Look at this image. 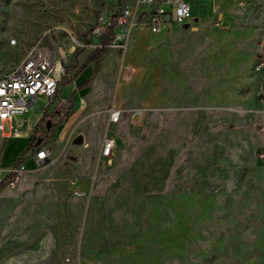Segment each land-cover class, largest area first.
<instances>
[{
  "label": "rangeland",
  "instance_id": "1",
  "mask_svg": "<svg viewBox=\"0 0 264 264\" xmlns=\"http://www.w3.org/2000/svg\"><path fill=\"white\" fill-rule=\"evenodd\" d=\"M186 1L202 22L137 29L75 77L116 0H0V75L38 42L67 55L53 104L37 96L15 121L28 132L45 117L32 155L51 160L0 264H264V0Z\"/></svg>",
  "mask_w": 264,
  "mask_h": 264
},
{
  "label": "built area",
  "instance_id": "2",
  "mask_svg": "<svg viewBox=\"0 0 264 264\" xmlns=\"http://www.w3.org/2000/svg\"><path fill=\"white\" fill-rule=\"evenodd\" d=\"M116 2L117 10L114 15L98 21L96 33L100 37L112 22L116 25L115 31L119 32L116 33L115 39L128 40L133 32L141 27L148 28L153 34H160L174 25L184 26L194 21L192 7L186 0H116ZM239 5L242 10L247 8L243 0ZM66 59L65 52L57 53L50 45L38 42L25 52L14 69L0 75V131L4 129V123L10 121L12 131L18 135L19 132L15 131V121H22L21 117L29 111L37 96H44L53 104L61 92V82L66 76ZM254 70L262 77L257 98L264 105V36L258 42ZM122 113L116 104L110 106L109 127L120 122ZM115 148V138L106 136L101 147V159H110ZM261 157H264V154ZM24 158L26 157L17 160L7 169L0 167V190L16 187L18 181L28 173ZM46 159L50 162L49 152L43 151L36 155L37 166L48 165Z\"/></svg>",
  "mask_w": 264,
  "mask_h": 264
},
{
  "label": "crops",
  "instance_id": "3",
  "mask_svg": "<svg viewBox=\"0 0 264 264\" xmlns=\"http://www.w3.org/2000/svg\"><path fill=\"white\" fill-rule=\"evenodd\" d=\"M193 16L194 21L191 22L192 24L202 22L203 19L200 20V17L198 15L193 14ZM183 27H187V25L181 26V28ZM171 28L169 30H171ZM144 29L149 30L146 27H144ZM255 56L257 59V51ZM260 82L261 81H256L257 86L255 89V94L257 101ZM44 118L45 117H43L42 120H44ZM42 120L41 123L37 125H42ZM37 125L31 128L28 132H19L18 135H15L14 132H12L11 135L0 133V167L7 169L12 166L17 160L21 159L22 155H24V157H26L24 158V160L28 169V173L18 181L16 187L12 189L3 188L0 190V236L3 237H8L11 233L14 232V223L18 221L21 215L24 216L30 210L32 211L31 208L37 201L39 194L37 190L38 187L36 186L34 181L38 179H45L44 175L47 174L45 171H40L43 170L45 166H37L35 156L32 155L33 149H30V152L27 153L28 145L32 136L34 135V130ZM262 154H264V152ZM30 213L31 212H29V214ZM29 231L30 229L25 230V232H23L21 236H24L25 233Z\"/></svg>",
  "mask_w": 264,
  "mask_h": 264
},
{
  "label": "trees",
  "instance_id": "4",
  "mask_svg": "<svg viewBox=\"0 0 264 264\" xmlns=\"http://www.w3.org/2000/svg\"><path fill=\"white\" fill-rule=\"evenodd\" d=\"M115 26H116L115 23L112 22V24L106 29L105 33L100 37L101 43L99 47L87 58L84 65L75 73V77H77L87 66L93 63L96 66L93 72V75L98 71L102 57L107 53L110 45L113 43L115 39V35H116ZM89 82L90 81H87L86 83H84L82 85V88L87 87L89 85ZM39 128H41V125H37V127H35L34 135L32 136L30 140L27 151L32 149L33 145L39 142V139L35 136V133L37 132ZM23 157L24 155L21 156V159Z\"/></svg>",
  "mask_w": 264,
  "mask_h": 264
},
{
  "label": "water",
  "instance_id": "5",
  "mask_svg": "<svg viewBox=\"0 0 264 264\" xmlns=\"http://www.w3.org/2000/svg\"><path fill=\"white\" fill-rule=\"evenodd\" d=\"M45 162H46V163H49V159H46Z\"/></svg>",
  "mask_w": 264,
  "mask_h": 264
}]
</instances>
